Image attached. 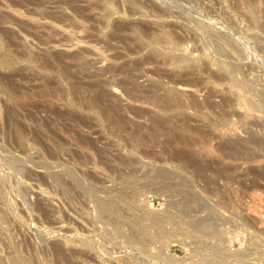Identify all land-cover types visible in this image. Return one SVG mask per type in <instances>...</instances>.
<instances>
[{"label": "rangeland", "instance_id": "1", "mask_svg": "<svg viewBox=\"0 0 264 264\" xmlns=\"http://www.w3.org/2000/svg\"><path fill=\"white\" fill-rule=\"evenodd\" d=\"M41 1L80 28L0 0V264H264V0Z\"/></svg>", "mask_w": 264, "mask_h": 264}, {"label": "bare ground", "instance_id": "2", "mask_svg": "<svg viewBox=\"0 0 264 264\" xmlns=\"http://www.w3.org/2000/svg\"><path fill=\"white\" fill-rule=\"evenodd\" d=\"M5 1L8 3L7 6L9 8H12L15 11L25 10L29 14H36V15H38L42 19L52 20L57 25H62L63 24L62 26L67 27V28H71V29L77 28V26H78V25H76V23L73 21L72 18L70 19V17H66L65 16V14H64V6H63L64 5V2H62V1H60V3L58 1H56V2L54 1V3H55V9H46V8L45 9H40V11H42L40 13H39L38 10L36 11V9H30V7H29V5H31V3L34 4V2H37L39 0H5ZM42 1H41V3H42ZM69 2H68V4H69ZM0 4H2V3H0ZM38 4H40V2H38ZM34 6L32 5V7H34ZM41 7H43V6H41ZM2 23L3 24H21V20H19L17 17H13L12 15H10L6 11H0V24H2ZM21 28H22L23 34H24V36H25L26 39L28 37H33V38L37 39V41L39 43H41L42 45H48V44H58V45H61V41L63 40V38H61L60 40H55L54 39L55 32L53 31V29H51L49 27H45L42 30V29H40L37 26L27 24V25H25L24 27H21ZM4 29L7 32L11 33L8 28H4ZM85 33L84 34L80 33L81 34L80 36H78L76 34L77 36H75V35H74V37L72 36L73 38L67 39L66 42H69L71 40L84 41L88 37ZM12 38L15 41V43H20V44L21 43L22 44H25L26 43V40H25L24 37H19L17 35L12 34ZM87 54L88 53L85 52V51H82L80 49H75L74 50V48H72L70 50V52H68V53L62 52V53L59 54L60 55V58L58 56L57 57L59 59H62L61 61H62V64L64 66V69H66V71L68 73L70 72L73 75V77H75V78L77 77L78 78V75H83V76L86 77V80L88 81V83H90L89 81H91V78L93 79V75L91 77L89 75V72L87 73V69L89 68V66H91V62L88 60V58H86ZM117 71H118V68H114V67H108V68L103 69V70L100 69V70L97 71V77L99 76V77H102L103 78L105 76V74H107L109 72H111V73L114 74ZM99 79H101V78H99ZM103 79L105 80V78H103ZM104 80H103V83L105 85L103 84V86H102L100 80H99L100 83H98L97 81H96V83H94L95 81L93 82V80L91 82L94 83V85L96 86V88H97V86H99L98 88H100V96L103 99L108 100L112 104L113 101L108 98V95H109L108 90H107L108 85L111 84L113 86V85L123 84L124 82H121V81L115 82V80H114V82H112V83L110 82L108 84V81L109 80L107 82H106V80L105 81ZM100 85H101V87H100ZM164 255H168V252L165 251L164 252ZM173 261H174V264H176V259H173Z\"/></svg>", "mask_w": 264, "mask_h": 264}]
</instances>
